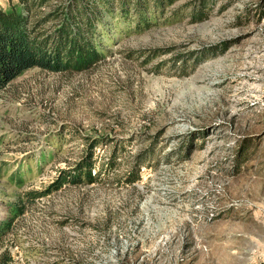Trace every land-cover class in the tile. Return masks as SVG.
<instances>
[{
    "label": "rangeland",
    "instance_id": "obj_1",
    "mask_svg": "<svg viewBox=\"0 0 264 264\" xmlns=\"http://www.w3.org/2000/svg\"><path fill=\"white\" fill-rule=\"evenodd\" d=\"M199 3L144 30L112 18L91 69L0 91V262L264 264V0H209L195 22ZM92 139L94 183L35 194Z\"/></svg>",
    "mask_w": 264,
    "mask_h": 264
},
{
    "label": "trees",
    "instance_id": "obj_2",
    "mask_svg": "<svg viewBox=\"0 0 264 264\" xmlns=\"http://www.w3.org/2000/svg\"><path fill=\"white\" fill-rule=\"evenodd\" d=\"M16 0L7 9L0 6V91L24 72L38 68L59 72H82L104 58V32L110 20L144 30L152 26L156 16L174 0ZM201 0L190 14L193 21L208 17L207 2ZM158 18V17H157ZM109 26V30H110ZM106 34V32H105ZM89 143L84 155L71 169L62 170L53 182L35 194H47L65 184H92L99 177L95 171L93 149ZM106 144V143H105ZM116 164V154L108 160ZM145 162L136 157L125 177L131 185L140 179ZM94 173V174H93ZM15 206L11 211L18 210ZM12 220L0 221V238L11 228ZM6 261L0 264H7Z\"/></svg>",
    "mask_w": 264,
    "mask_h": 264
}]
</instances>
